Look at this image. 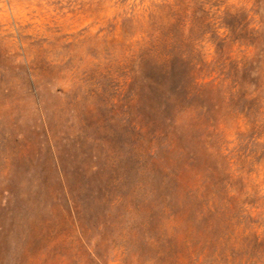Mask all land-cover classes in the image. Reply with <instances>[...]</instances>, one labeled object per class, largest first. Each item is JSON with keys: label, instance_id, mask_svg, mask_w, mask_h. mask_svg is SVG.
Instances as JSON below:
<instances>
[{"label": "rangeland", "instance_id": "obj_1", "mask_svg": "<svg viewBox=\"0 0 264 264\" xmlns=\"http://www.w3.org/2000/svg\"><path fill=\"white\" fill-rule=\"evenodd\" d=\"M0 264H264V0H0Z\"/></svg>", "mask_w": 264, "mask_h": 264}, {"label": "trees", "instance_id": "obj_2", "mask_svg": "<svg viewBox=\"0 0 264 264\" xmlns=\"http://www.w3.org/2000/svg\"><path fill=\"white\" fill-rule=\"evenodd\" d=\"M225 40H219V51L222 49V45L224 44ZM182 60L179 61L181 65L185 66V59L181 58ZM163 66L158 68L159 76L158 78L150 81L151 90L154 92L156 89L159 91L160 98H163V101H159V109L161 111L162 121L167 124L171 131L175 129L176 126L179 125L178 116L185 111L184 105L181 104V100L179 99V92H184V97L187 98L188 95L190 96V92L185 89V78L187 79L186 72L181 74L176 72V69L173 67L171 61H163ZM192 66V65H191ZM214 66L218 69L217 77L214 78V81H217V88L223 90L227 87L228 76L226 74V60L220 58L218 61H215ZM193 68L203 69L208 68L210 66L203 65L202 67L197 66V64H193ZM194 94V93H192ZM157 131H152L147 140L150 144L152 139H154L155 134ZM149 152V150H148ZM153 154V153H152ZM74 202L73 200H71Z\"/></svg>", "mask_w": 264, "mask_h": 264}]
</instances>
